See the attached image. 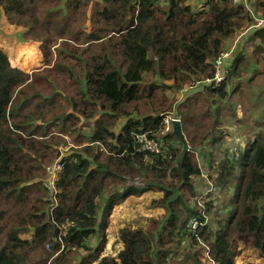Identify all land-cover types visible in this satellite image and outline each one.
<instances>
[{"label":"trees","instance_id":"trees-1","mask_svg":"<svg viewBox=\"0 0 264 264\" xmlns=\"http://www.w3.org/2000/svg\"><path fill=\"white\" fill-rule=\"evenodd\" d=\"M200 3L0 0L7 26L36 43L44 69L55 72L53 80L12 64L0 48V264H233L243 248L258 253L253 264H264V132L236 145L238 155L229 145L221 158L204 149L227 141L221 111L232 115L235 108L223 106L232 93L226 80L242 73L243 52L221 82L173 101L212 78L220 53L255 23L233 0ZM249 3L253 16L264 18V0ZM253 49L264 75V41ZM170 112L190 150L178 160L182 142L169 130L160 136V153L138 150L134 134L156 136ZM74 132L78 149L62 152L63 137ZM55 161L61 170L52 193L46 168ZM206 168L203 186L214 188L201 196L197 180ZM145 190L162 193L154 204L163 215L151 228L123 226L121 249L104 254L112 202ZM204 213L213 220L205 222ZM92 236L100 239L91 249Z\"/></svg>","mask_w":264,"mask_h":264},{"label":"rangeland","instance_id":"rangeland-1","mask_svg":"<svg viewBox=\"0 0 264 264\" xmlns=\"http://www.w3.org/2000/svg\"><path fill=\"white\" fill-rule=\"evenodd\" d=\"M190 3L193 8H198L201 5L200 0H190ZM19 31L20 30L14 26H7V24L3 20V16H0V48H3V50L7 52L13 64H20V66L25 69L33 68L34 70H37L34 73L43 72L47 74L51 79L55 80V72L49 69H44L46 67L43 66L41 62L42 58L39 59V55H37V53L35 55H28V53L24 51L25 49L23 50L19 46L20 43H22V41L19 39V36L17 35V32ZM243 32L244 33L238 39L234 50L231 49L227 59V62L229 63L234 57H236V55L243 52V58H238L240 59L241 64L244 63L243 66L241 65L242 73H239V69V71L237 72V74H239L238 76L234 77V75L237 74H230L226 80V86H228V90H230L232 93H230L229 99L224 101L223 106H232V110L233 107L235 108V112L232 115H228V113L224 109L221 111V115L222 112H224L222 115L224 117L221 119L223 121H227L226 124L223 123L224 125H222L224 126L223 130L227 134V141L224 144L217 145L212 148H204L205 150L207 149L208 151H210V153L215 158H221V155L224 154L228 145L233 146L232 149H234L236 145L243 146L245 138L251 136V134L256 132L258 128H260V130L264 132V75L262 74L261 69L263 64L261 55L258 54L257 50L253 49V46L255 44H261L264 39H257L258 31H254L251 33L250 31H246L245 29ZM244 38H247V40ZM246 41L250 42V44L252 43L250 46H248V48H252H249V52L247 51V47H244V51H242L244 42ZM17 46H19L20 48ZM233 46H230L229 49ZM242 60L243 62H241ZM255 60L261 62V67ZM255 68H257L256 75L254 74L253 78L251 79V83L247 84L246 80ZM169 83L170 82H167V84ZM193 85L192 88L186 87L185 89H183L177 95V97H174V92L171 89L167 88L166 95H168L169 99L171 96H173V101L176 102L177 99H180L186 93L193 91L195 87ZM201 87L202 86H200V88ZM237 88L238 90L235 91V89ZM172 112L175 114L174 111ZM172 112H170V114L168 115H173ZM123 121L124 119L120 118L118 120L119 125L122 124ZM259 121H261V123H257ZM118 128L119 126L115 127L116 130H118ZM82 130L87 133L86 135H89L90 127H83ZM169 131H172V126L169 128ZM74 134L72 133L71 136L67 134L63 137L65 139V144L63 147H61L62 152L78 149V147L73 142V138L74 136L76 137L77 133L74 132ZM84 144H86V142ZM195 152L197 153L198 160L201 164L208 163L205 151L197 149L195 150ZM204 157L206 159H204ZM207 169L208 168L202 170L204 173V177L202 176L201 179L197 180L198 192L201 189V196H203L205 192H207L210 188H214L213 185L209 183L208 187L203 186L206 182L205 180L207 177ZM130 183L135 184L136 186L139 185L141 187L143 185L140 181H131ZM161 195L162 193L160 191L145 190L143 192L135 193L133 195H128L120 201L112 202L113 205L110 208L111 212L108 218L109 223L107 228L104 230L105 237L107 240L103 248L104 254L114 256L121 249L122 243L119 240L118 232L123 226L129 225V227L132 228H151L152 222L164 213L163 208L154 204V201L159 199ZM227 196V193L225 195L216 196L214 199L215 204L220 203L222 200L226 199ZM204 217L205 222L207 223L208 221L213 220V217L210 214L208 216L207 213H204ZM190 226L192 227V224H190ZM98 239H100L98 236L90 237L87 240V246L91 249L95 246H98ZM81 255H84L83 251H81ZM179 256H182V254H180ZM234 257L235 259L233 264H253L259 262L258 253L249 248H243L241 252H237Z\"/></svg>","mask_w":264,"mask_h":264},{"label":"built area","instance_id":"built-area-1","mask_svg":"<svg viewBox=\"0 0 264 264\" xmlns=\"http://www.w3.org/2000/svg\"><path fill=\"white\" fill-rule=\"evenodd\" d=\"M234 2L237 3H241L243 4L251 13L252 17L255 20V23L251 25L254 27H258L261 25H264V18H259V17H255L253 16V10L252 7L249 3V0H233ZM232 48H230L229 50H225L223 52L220 53V55L217 57V59L215 60V72L212 76V78H206L203 82H196L193 86H198V85H204V84H218L219 82H221V80H223V78L225 77L226 71H227V66L228 63L227 59H228V55L230 53ZM173 119H177L174 115H167L164 117V127L163 129L159 132V134H157L156 136H150L147 132H139V133H135L134 134V139L138 145V150H146L152 153H160V144H159V139L160 136L165 133L166 131L169 130V128L172 126L171 125V120ZM237 154V147H234ZM61 170V164L58 163L57 161H55L54 163H52L51 165H49L46 168L47 171V180L45 182L46 187L50 190V192L54 193L55 191V187L54 184L57 180L58 174Z\"/></svg>","mask_w":264,"mask_h":264},{"label":"crops","instance_id":"crops-1","mask_svg":"<svg viewBox=\"0 0 264 264\" xmlns=\"http://www.w3.org/2000/svg\"><path fill=\"white\" fill-rule=\"evenodd\" d=\"M252 10H254V8H252ZM260 30H262V32L264 31V25H261V26H258V27H254V26H250L249 28H247L246 29V31H250L251 33L252 32H254V31H258V33L260 32ZM243 33L244 32H240L234 39H233V41H232V49L234 50V48H235V46H236V43H237V41H238V39L243 35ZM264 33V32H263ZM259 34H261V32L259 33ZM259 34H257V39H259L260 38V36H259ZM264 37V36H263ZM244 39H246L247 40V38H244ZM259 42V41H258ZM252 44V43H251ZM250 44V42H248V41H246V42H244V45H243V48H242V51H244V47H247V51L249 52L250 50H249V48H251V47H249L248 48V46H250L251 45ZM26 53H28V55H35L36 53H37V55H39V59L41 58V53H40V51L38 50V47H37V44L36 43H34V42H31V41H28V42H23L22 41V43H20V45H19ZM19 46H17V47H19ZM16 47V48H17ZM19 47V48H20ZM238 47V46H237ZM27 49V50H26ZM252 49V48H251ZM37 50V51H36ZM13 64V63H12ZM15 65H18V66H20V64H15ZM21 67V66H20ZM23 68V67H22Z\"/></svg>","mask_w":264,"mask_h":264},{"label":"water","instance_id":"water-1","mask_svg":"<svg viewBox=\"0 0 264 264\" xmlns=\"http://www.w3.org/2000/svg\"><path fill=\"white\" fill-rule=\"evenodd\" d=\"M171 125H172V133L182 142V149L178 157V160H180L183 157L184 153L187 150H190V146L187 143V140L182 132L180 120L179 119L171 120Z\"/></svg>","mask_w":264,"mask_h":264}]
</instances>
